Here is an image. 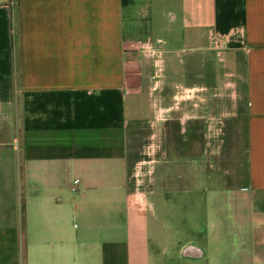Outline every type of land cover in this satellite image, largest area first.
<instances>
[{
    "label": "crops",
    "instance_id": "0c3cea01",
    "mask_svg": "<svg viewBox=\"0 0 264 264\" xmlns=\"http://www.w3.org/2000/svg\"><path fill=\"white\" fill-rule=\"evenodd\" d=\"M0 264H264V0H0Z\"/></svg>",
    "mask_w": 264,
    "mask_h": 264
},
{
    "label": "built area",
    "instance_id": "2783aa9c",
    "mask_svg": "<svg viewBox=\"0 0 264 264\" xmlns=\"http://www.w3.org/2000/svg\"><path fill=\"white\" fill-rule=\"evenodd\" d=\"M213 43H214L218 48H223V47H224V43H222L221 41H215V40H213Z\"/></svg>",
    "mask_w": 264,
    "mask_h": 264
}]
</instances>
